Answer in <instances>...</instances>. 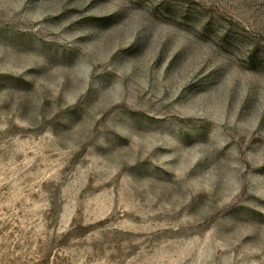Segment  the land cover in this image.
Returning a JSON list of instances; mask_svg holds the SVG:
<instances>
[{"label":"rangeland","instance_id":"1","mask_svg":"<svg viewBox=\"0 0 264 264\" xmlns=\"http://www.w3.org/2000/svg\"><path fill=\"white\" fill-rule=\"evenodd\" d=\"M0 264H264V0H0Z\"/></svg>","mask_w":264,"mask_h":264}]
</instances>
